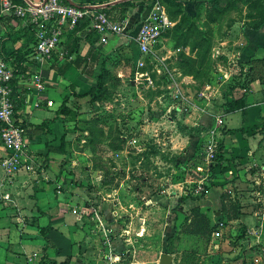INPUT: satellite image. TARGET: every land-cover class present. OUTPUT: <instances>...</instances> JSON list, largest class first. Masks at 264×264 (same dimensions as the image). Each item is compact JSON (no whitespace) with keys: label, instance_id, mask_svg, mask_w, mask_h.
<instances>
[{"label":"rangeland","instance_id":"obj_1","mask_svg":"<svg viewBox=\"0 0 264 264\" xmlns=\"http://www.w3.org/2000/svg\"><path fill=\"white\" fill-rule=\"evenodd\" d=\"M262 3L213 0L197 5L191 13L181 4L173 5L169 17L174 24L164 29L150 51L140 53L131 44L129 48H114L111 55L104 54L102 83L95 96H87L80 103L70 101L77 117L66 123V156L61 161L67 174L78 170L84 177L79 180L83 205L76 214L84 221L83 231L93 233L91 244L99 243L101 234L110 240L119 237L117 228L95 236L93 226L98 224L102 230L109 225L100 219L104 210L102 195L119 185L125 166L132 185L148 182L152 176L161 182L174 174L171 179L178 182L176 190L181 192L182 200L203 199L198 205L186 207L184 200L176 203L172 209L175 218H144L146 231L140 237L133 235L127 247L108 243L110 251L119 254L111 264L133 259L136 264H158L164 253L172 255L170 264H253V258H257L256 264H264V202L259 200L264 198V160L244 165L238 155H223L220 146L225 127L216 121L218 116L223 118L225 104L246 95L250 86L245 66L236 61L230 69L238 48V33L232 26L237 21L255 22L248 17L259 12ZM168 37L173 52L160 53L161 41ZM188 105L216 118L203 135L199 134L190 166L188 162L178 165L176 160L184 144L178 134L193 132V125L178 120L174 111ZM210 142H216L222 154L221 160L213 164L206 159ZM152 167L154 172L150 174ZM232 167L239 171L236 177L229 171ZM258 179L259 187L253 183ZM156 185L153 189L161 187ZM95 186L99 189L91 190ZM211 188L218 190V205L207 201V190ZM93 199H97L94 204ZM92 215L95 222L90 219ZM167 222L172 227L168 234L163 233Z\"/></svg>","mask_w":264,"mask_h":264},{"label":"crops","instance_id":"obj_2","mask_svg":"<svg viewBox=\"0 0 264 264\" xmlns=\"http://www.w3.org/2000/svg\"><path fill=\"white\" fill-rule=\"evenodd\" d=\"M25 1L19 0V2ZM68 1L78 4H98L112 20L126 21L125 35L109 34L105 42L100 41V36L95 41L94 50L103 56L108 52V55H111L110 52L118 46L125 48H129L131 44L136 46L133 38L151 6L147 0L144 4L142 0H131L132 6L122 12L118 3L124 0ZM161 1L170 21L165 27L167 28L174 24L169 17V14L174 12L173 6L170 0ZM174 1L180 3L182 9L191 13L197 5L213 0ZM247 1L249 3L250 0ZM259 12L254 11L252 14ZM262 13L264 14V6ZM25 29L27 27L19 18L4 15L0 19V50L7 64L18 71L12 82L15 118L23 130L26 143L18 157L17 166L11 173H8L1 164L6 151L0 145V264H52V261L56 264L110 263V259L118 258L119 254L110 251L108 243L114 246L115 244L122 247L129 246L133 235L140 237L147 228L144 218H175L177 215L172 213V209L176 203L184 200L183 205L186 207L198 205L203 199L186 197L182 200L181 192L176 190L178 182L171 179L174 174H170L169 178L165 176L166 180L161 182H158L157 178L154 181L152 176L148 182L145 180L132 185L127 179L130 176L129 168L125 166L122 173L123 179L120 180L119 185L106 190V193L102 195L104 200L100 204L104 210L100 219L103 223L109 222V225L107 227L104 225L102 230L98 224L93 226V229H96L95 236L98 232L107 234L117 228L120 232L119 237L110 240L101 234L102 240H99V243L94 242V245L91 244L95 238L93 233L89 230V233L83 231L84 221L74 212V209L77 210L83 205L80 200L82 187L79 180H83L84 177L78 170L76 173L67 174L61 161L66 153L49 151L47 148V144L57 145L63 133L60 119L47 121L55 116L63 95L71 93L67 104L76 110L71 106L70 101L76 99L80 103L82 99L88 98L75 96L71 86L74 84L75 92H82L95 83L93 75L82 71L81 67L73 63L67 68L61 66L66 61L74 60L77 55L87 54L90 30L87 25L78 27L72 34L77 37V41L71 53L67 50L66 56L62 58L56 53L50 62L40 63L31 56L33 42L30 40L33 36L26 34ZM232 30L238 33V48H236L235 59L230 62V69H234L236 61L247 68L246 74L250 77V86L246 90L248 106L243 111H224L222 119L219 116L216 119L214 115L200 110L195 105H188L182 110L175 108L178 120L200 128L198 133L178 134L184 143L182 152L176 160L178 165H181V162H188L189 166L194 163L193 156L197 150L199 134L203 135L204 130L218 119L225 127V133L221 135L223 155L226 157L238 155L241 163L246 162L250 165L264 160V21L258 28H254L249 22L237 21L232 26ZM67 43L65 37L59 48L67 47ZM171 44V38L162 39L159 46L160 53L165 50L173 52ZM19 71L27 72L32 77L39 75L44 85L43 90L38 91L32 81L22 79L18 75ZM49 101H51L50 104ZM237 122L240 123L234 124ZM252 125L256 127L245 132L227 131L230 128H246ZM126 147L124 144V150ZM243 164H241L242 167L245 165ZM239 167L240 165L238 169ZM153 168L148 170L150 174L154 172ZM174 169L173 166L172 171ZM236 169L232 167L229 170L232 172V177L237 176L239 171ZM135 171L137 174L141 173L139 167ZM156 184H160L161 187ZM234 184L236 185L237 182ZM152 185L157 187L153 189ZM98 189L99 187L95 186L91 190ZM217 191L211 188L206 194L207 201L214 205H218ZM95 201L97 199H93L91 203L94 204ZM118 216L122 219L118 220ZM90 219L93 222L96 220L93 215ZM167 225L168 222L163 229V233L166 234L172 229ZM136 263L137 260L133 259L121 264Z\"/></svg>","mask_w":264,"mask_h":264},{"label":"built area","instance_id":"obj_3","mask_svg":"<svg viewBox=\"0 0 264 264\" xmlns=\"http://www.w3.org/2000/svg\"><path fill=\"white\" fill-rule=\"evenodd\" d=\"M149 3L151 5L149 12L142 19L133 38L140 53L150 51L153 43L170 23L161 0H150ZM4 15L21 19L29 28L34 37L31 56L40 63L50 62L56 53L61 58L65 57L67 49H61L59 46L83 20H87V28L90 31L93 30L99 34L101 42H105L109 34L125 35L127 29L125 20H112L98 4H78L68 0H26L25 2L0 0V19ZM16 71L7 64L0 50V145L6 151L1 164L8 173L16 168L18 157L26 146L23 130L15 118L12 81L18 73ZM18 75L22 79L32 81L38 91L43 90L44 85L39 75L32 77L27 72L20 71ZM48 103L50 104L51 101ZM218 122L221 120L218 119ZM206 159L209 164L221 160L216 142H210L206 146ZM253 183L259 187L261 180H255ZM260 193L257 192L258 195ZM259 200L264 202V198ZM74 212H76L75 209ZM118 259L119 257L110 259L109 264ZM256 259L253 258V264H256Z\"/></svg>","mask_w":264,"mask_h":264},{"label":"trees","instance_id":"obj_4","mask_svg":"<svg viewBox=\"0 0 264 264\" xmlns=\"http://www.w3.org/2000/svg\"><path fill=\"white\" fill-rule=\"evenodd\" d=\"M14 1L19 2V0H14ZM144 2H146V1L142 0L143 4H144ZM147 2L149 3L150 0H147ZM170 3L172 6L173 5L175 6V4H177V5L180 4L178 2H175L174 0H170ZM118 5L121 6L122 12H125L128 7L132 6V3H131V0H124V1L119 2ZM261 5H262L261 8L263 9L264 2ZM248 6L252 7L251 4H248ZM262 9L258 13L259 15L258 14L254 15L251 13L249 15V18H254V20L256 19L255 22H253V21L249 22L251 25H253L254 28H258L260 23H262L264 21V14L262 13ZM86 25H87V20H83L80 22L79 27H84ZM25 31H26L25 32L26 34L33 36L32 32L29 30L28 27H27V29H25ZM72 34H70L69 36L66 37L67 42H68L67 43L68 46L65 48H67L68 53H71L73 51L75 44H76V41H77V37H75ZM88 35H90V37H89V44L90 45H89L87 54H85L84 56L77 55L74 58V60L66 61L61 66L64 68H67L70 64L73 63L77 67H81L82 71L86 72L89 75H93L95 83H94V85L90 86L89 89L82 91V92H75L74 91V84L71 86V89H73V94L75 96H77V97L89 96L90 98H92L95 96L96 92L98 91V88L101 86L102 78H103V71L105 68V60H104L103 55H101L97 50H94L95 49L94 43L99 37L98 33L96 31L92 30L89 32ZM30 41L33 42L34 37ZM96 69H98L97 72H96ZM70 94L67 93V94L63 95L62 102L58 106V108L55 112V116L53 118H51L50 120H47V121H55L56 119H60L61 128H62V132H63L62 135L60 136V140H59V143L57 145L47 144V148L49 151L64 152V143H65V137H66V123L70 122V121H75V119L77 117V110L71 108L67 104V102L69 101ZM247 106H248V102H247L246 95L242 94V96H240L237 99L229 100L225 104V110L224 111H226V112H234L237 110L243 111ZM255 127H256L255 125H252V126H249L246 128H243V127L230 128L227 131H229L230 133L245 132V131H249V130L254 129ZM191 129H192L193 133H198L200 130V128H196V127H192ZM221 148H222V145L220 146V149ZM219 155H220V159H221V155H222L221 152L219 153ZM51 263L56 264L55 261H52Z\"/></svg>","mask_w":264,"mask_h":264},{"label":"water","instance_id":"obj_5","mask_svg":"<svg viewBox=\"0 0 264 264\" xmlns=\"http://www.w3.org/2000/svg\"><path fill=\"white\" fill-rule=\"evenodd\" d=\"M172 260V255L164 253L161 255L158 264H170Z\"/></svg>","mask_w":264,"mask_h":264}]
</instances>
